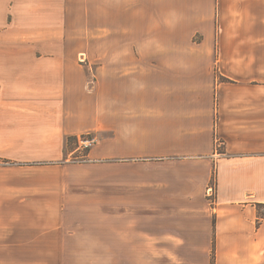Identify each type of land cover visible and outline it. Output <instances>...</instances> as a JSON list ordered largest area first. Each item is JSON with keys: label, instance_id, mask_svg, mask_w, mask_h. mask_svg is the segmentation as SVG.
<instances>
[{"label": "crops", "instance_id": "obj_1", "mask_svg": "<svg viewBox=\"0 0 264 264\" xmlns=\"http://www.w3.org/2000/svg\"><path fill=\"white\" fill-rule=\"evenodd\" d=\"M75 211L114 258L264 264V0H0V264H67Z\"/></svg>", "mask_w": 264, "mask_h": 264}, {"label": "rangeland", "instance_id": "obj_2", "mask_svg": "<svg viewBox=\"0 0 264 264\" xmlns=\"http://www.w3.org/2000/svg\"><path fill=\"white\" fill-rule=\"evenodd\" d=\"M74 14V18H75ZM95 21V19H94ZM199 36H194L193 40L198 41ZM220 79V77H218ZM95 137V136H94ZM78 141L72 139L70 146L75 150L71 155V160L82 162L86 159L87 150L77 148ZM222 140L216 136L214 153H223ZM208 197L214 196V183L208 186ZM211 193V195H209ZM73 221L83 223L87 229V236L81 235L79 231L84 230L82 226L74 227L73 231V257L67 260V264H144V260L140 258H114L113 257V234L112 227L105 228L104 232L97 227V215L87 214L85 211H75L72 214ZM70 215V217H72ZM82 227V228H81ZM78 232V233H77ZM86 240V241H85ZM57 264H60L59 260Z\"/></svg>", "mask_w": 264, "mask_h": 264}, {"label": "built area", "instance_id": "obj_3", "mask_svg": "<svg viewBox=\"0 0 264 264\" xmlns=\"http://www.w3.org/2000/svg\"><path fill=\"white\" fill-rule=\"evenodd\" d=\"M94 142H95V137L93 135L85 134V136L78 139L77 148L86 151L94 144ZM209 195H211V193H209Z\"/></svg>", "mask_w": 264, "mask_h": 264}, {"label": "trees", "instance_id": "obj_4", "mask_svg": "<svg viewBox=\"0 0 264 264\" xmlns=\"http://www.w3.org/2000/svg\"><path fill=\"white\" fill-rule=\"evenodd\" d=\"M83 136H85V134L75 136V137H73V139H74L75 141H76V140L78 141V139L81 138V137H83ZM211 264H213V249H212V255H211Z\"/></svg>", "mask_w": 264, "mask_h": 264}]
</instances>
